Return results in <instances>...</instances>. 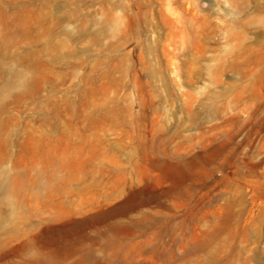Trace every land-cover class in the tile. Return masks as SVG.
<instances>
[{"label":"rangeland","instance_id":"1","mask_svg":"<svg viewBox=\"0 0 264 264\" xmlns=\"http://www.w3.org/2000/svg\"><path fill=\"white\" fill-rule=\"evenodd\" d=\"M0 264H264V0H0Z\"/></svg>","mask_w":264,"mask_h":264},{"label":"bare ground","instance_id":"2","mask_svg":"<svg viewBox=\"0 0 264 264\" xmlns=\"http://www.w3.org/2000/svg\"><path fill=\"white\" fill-rule=\"evenodd\" d=\"M136 204V197L135 195H131L128 198H126L123 202L119 203L117 206L109 209L112 211H125L127 209H129L130 207H133ZM101 216V215H97L96 217ZM103 216V215H102ZM95 216H93L94 218Z\"/></svg>","mask_w":264,"mask_h":264}]
</instances>
